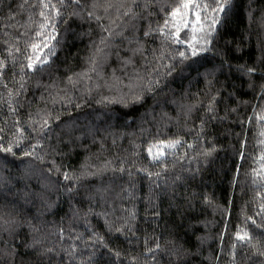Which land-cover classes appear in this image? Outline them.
<instances>
[{
	"label": "trees",
	"instance_id": "trees-1",
	"mask_svg": "<svg viewBox=\"0 0 264 264\" xmlns=\"http://www.w3.org/2000/svg\"><path fill=\"white\" fill-rule=\"evenodd\" d=\"M84 2L87 5L91 0ZM166 2L171 4L175 0ZM22 3L23 0H5L0 7V59L8 64L3 78L7 88L0 83V120L9 115L8 89L18 88L22 63L20 53L13 51L16 57L13 68L7 48L9 44H17L19 38L18 46L23 51L26 42L39 39L35 37L42 21L36 14L38 8L21 9ZM51 3L57 4V0ZM250 5L254 9L251 20L248 18ZM29 11L32 12L31 21L28 20ZM151 11L154 14L148 19L161 20L162 14L155 6ZM110 15L115 18L114 10ZM262 15L264 0H238L235 14L221 32L222 38L215 43L213 52L206 54L217 68L221 61L224 62L223 71L209 78L211 83L194 73L173 72L170 76H161L160 84L146 92L142 102L128 107L102 99L120 96L115 88L109 91L103 87V81L91 94L82 96L78 90L73 91L71 104H51L48 92L55 89L45 86L55 83L64 87L68 76L82 71L93 50V41L100 35L97 24L89 23L87 18L72 17L66 25L57 24L58 34L52 43L59 41V44L51 58V68L46 66L47 70L39 76L25 68L31 78L25 77L28 90L26 95L17 97L22 102L17 111L22 123L28 112L35 114L38 109L55 108L61 115L59 120L50 121L52 132L45 142L50 155L44 163L23 158L5 166L0 159V177L10 181L0 182V217H13L20 223L15 238L0 229V249L7 248L10 241L17 245L25 239L31 242L36 235L42 241L38 247L51 248L52 252L36 256L32 249H20L24 264H90V246L96 242L93 234L98 233L110 247L127 253L130 258L135 257L133 264H256L259 258L252 255V248L236 239V233L246 230L254 237L264 233V227L256 228L252 220L247 219L251 217L259 224L264 205V179L254 175V170L259 171L264 165V160L260 159L264 154V135L261 134L264 133V94H261L264 80L257 74L253 86L249 87V77L236 68L249 65L264 69ZM124 19L127 23V18ZM103 22L107 24L108 19ZM146 26L147 20L141 19L137 35L142 39ZM25 32L27 35L21 37ZM131 34L129 25L124 35ZM144 42L149 52L159 48V40ZM135 46L117 37L104 66L105 79L111 83L115 70L124 93L128 92L126 86L133 67L146 71L139 55L134 57V65L123 66V59L131 56L129 49ZM76 103L81 107L76 108ZM209 104L213 105L214 112L208 110ZM190 106L193 110L187 113ZM202 121L204 131L200 133ZM8 123L10 126L11 121ZM177 137L181 145L166 146L169 140ZM188 144L193 146L188 147ZM213 144L216 151L205 158L202 152ZM149 145H157L166 153L163 157L166 171L163 166L153 167L147 152ZM8 159L13 158L9 156ZM52 159L58 164L62 162L61 171L77 175L84 164L90 166L89 171L96 172L103 169L107 161L119 165L123 160L126 161L125 172L105 170L102 174L83 178L71 196L64 194L62 176L51 175V180L61 185L59 190L54 188L49 194L51 208L18 199L17 189L25 184L38 190L44 177L50 175L41 170L49 167L48 161ZM141 167L162 175L150 177L139 171ZM25 172L31 179L24 178ZM133 210L135 218L128 221L133 230L127 234L133 242L129 243L125 235L107 230L102 213H109L107 220L111 222L115 217L130 216ZM29 222L40 231L32 233ZM157 241L164 251L153 260L147 249L154 247ZM261 245L264 246V238ZM180 246L186 254L177 259L173 250ZM73 250L75 254L70 256L69 251ZM101 256L104 259H100ZM112 258V254L102 248L94 256L99 264H106ZM121 261L123 256L116 264Z\"/></svg>",
	"mask_w": 264,
	"mask_h": 264
},
{
	"label": "snow or ice",
	"instance_id": "snow-or-ice-1",
	"mask_svg": "<svg viewBox=\"0 0 264 264\" xmlns=\"http://www.w3.org/2000/svg\"><path fill=\"white\" fill-rule=\"evenodd\" d=\"M4 2L5 0H0V7L3 6ZM237 3L238 0H175L171 4L167 3L166 0H91V3L86 5L84 0H57L58 7L57 4L51 3V0H32L31 4H29V0H23L19 7L21 9L27 7L29 10L38 8L36 14L42 18V21L39 23L40 31L35 33V37L39 39L33 38L30 42H26L23 51L18 46L19 38L17 39V44H9L7 48L9 56L12 57L13 68L16 64V57L13 55V51L20 53L22 63L20 64L18 88L15 90L8 89L7 105L9 115L0 120V154H4L0 156V159L7 166L8 164H14L15 159L23 160V158H31V160L44 163L47 156L50 155V152L45 147V142L50 139L49 134L52 132V123L50 121L59 120L61 112L55 108L52 110L38 109L35 114L28 112L26 114L27 118L22 123L20 114L17 111L22 106V102L17 97L26 95L28 90L25 77L30 79L31 76L25 71V68L31 70V73L37 76L43 74L47 68H51V58L55 56L56 48L59 44V41H56V44L52 43V41L56 40V35L58 34L57 24L66 25L72 17L80 20L87 18L89 23L94 21L97 24L100 29V35L97 41H93V50L86 60V67L82 71L68 76L64 87H60L55 83L45 86L55 89V91L48 92V99L51 104L53 106L56 104L62 106L71 104L73 102V91L78 90L82 96L91 94L93 90L102 86L101 81H103V87L108 88L109 91L115 88L117 92H120V96L118 98L103 97L102 99L128 107L130 104L142 102L144 94L151 92L154 87L160 84L161 76H170L173 72L179 71L180 75L194 73L196 76H202L211 83L209 78H215L217 71H223L224 62L221 61L219 68H217L206 54L213 52L215 43H218L219 39L222 38L221 32L228 25L231 15L235 14ZM153 6H155L158 13L162 14L161 20L152 21L148 19L154 14L151 11ZM101 9L102 12L98 11ZM113 10L115 18L110 15ZM253 11L254 9L250 5L248 12L250 20L252 19ZM124 18H127V23H125ZM31 19L32 12L29 11L28 20L31 21ZM105 19H108L107 24L103 22ZM141 19L147 20V26L143 30L144 39L137 35L139 31L138 24ZM261 19H264V15H262ZM129 25H131L132 34L131 36H125L124 33ZM5 27H8V25H5ZM182 32L184 33L183 36L181 35ZM5 35H8V33H5ZM25 35H27L26 32L21 33V37ZM117 37L127 40L129 45H136L129 49L131 56L123 59V66L134 65V57L139 55L143 58L144 68L146 69V71H141L133 67V74L129 77V83L126 86L128 88L127 93L121 90L119 85L122 81L115 76V70H113L111 83L104 77V66L112 54L110 49L115 46ZM147 39H151L153 42L159 40V48H153L149 52L145 48L144 42ZM23 61H26V63ZM210 64L211 67H209ZM7 66V61L0 59V83H4V69ZM161 69L164 71L161 72ZM236 71L249 77V87L253 86V78L257 74H259L261 80H264V69L258 66L240 65L236 68ZM13 75L15 76L16 73H13ZM37 86H39V82ZM4 87L7 88L6 83H4ZM261 90V94H264V84L261 85ZM43 99L44 97L41 96V100ZM74 106L76 108L81 107L79 103ZM192 110L193 107L190 106L187 109V113H191ZM208 110L214 112L212 104L208 105ZM53 112H55L54 115ZM9 120L11 121L10 126ZM203 131L204 122L202 121L200 133ZM200 133H197V135ZM261 134L264 135V133ZM30 137L31 139H29ZM25 141L28 142L25 143ZM181 144V139L177 137L169 140L166 146L175 148ZM187 146L192 147L193 145L188 144ZM154 148L156 149L155 151ZM215 151L216 147L213 144L205 149L202 155L207 158ZM147 152L151 157L150 162L153 167L163 166L165 171L167 170V163L163 159L166 153L163 150L157 145H149ZM9 156L13 159L9 160ZM240 158L243 159V153L240 154ZM260 159L264 160V154L261 155ZM125 163L126 161L122 160L119 165H113L112 161H107L104 168L98 169L96 172L89 171L90 166L84 164L81 166V172L77 175L75 172L68 170L61 171L62 162L58 164L55 159H52L48 161L49 167L41 170L42 173L47 172L50 175L44 177V181L38 186V190H32L25 184L23 188L17 189L18 199L23 200L25 203L39 202L43 208H51L52 202H50L49 194L54 188L59 190L61 187L58 182L51 180V175L62 176L65 182L62 185L64 194L71 196L80 187L79 181L81 179L102 174L105 170H110L113 173H124ZM139 171L145 172L150 177L155 175L159 178L162 175L161 172H152L144 167H141ZM261 173H264V165L261 166L259 171L254 170V175L264 179ZM129 175H131L130 172ZM24 178L31 179V175L25 172ZM0 182L10 183L8 178L4 177H0ZM190 207H192L191 204ZM261 207L262 219L259 224L251 217H247V219L252 220L256 228L264 227V205ZM91 211L92 209L89 207V212ZM102 215L105 216L107 230L110 233H121L125 235L129 243L133 242L127 234L132 233L133 230V226L128 221L135 218L134 210L130 216L115 217L111 222L107 220L109 213H102ZM112 215H114V212ZM28 226L32 233L40 231L31 222H29ZM19 227L20 223L16 218L0 217V229H3L10 236L15 238L14 234ZM60 232L62 235L63 229ZM93 235L96 238V242L90 246L92 248V253L89 255L90 264H99V261L95 260L94 256L95 252L101 248L106 249L113 256L106 264H116V261L121 260L122 256L123 261H121V264H125V262L126 264H133L135 257L130 258L127 253H122L119 249L110 247L98 233ZM262 238H264V233H259L256 237L246 230L236 233V239L242 242L243 246L252 248V255L259 258L256 264H264ZM41 243L42 241L36 235L32 236L31 242L25 239L20 245L10 241L7 248L0 249V264H17V260H19V264H24V257L21 255L20 249H32L36 256H43L52 252L51 248L40 249L38 245ZM144 243L147 244V240ZM163 251L164 249L161 248L159 241L156 242L154 247L147 249L149 258L153 260ZM74 254V250L69 251L70 256ZM173 254L179 259L186 253L182 251V246H180L173 250ZM100 259H104L103 256Z\"/></svg>",
	"mask_w": 264,
	"mask_h": 264
}]
</instances>
